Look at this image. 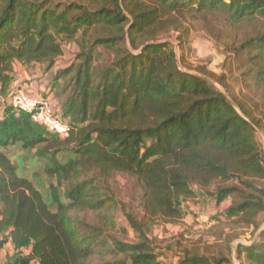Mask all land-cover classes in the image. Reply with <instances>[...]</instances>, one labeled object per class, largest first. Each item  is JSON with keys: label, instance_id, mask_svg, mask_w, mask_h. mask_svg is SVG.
Listing matches in <instances>:
<instances>
[{"label": "trees", "instance_id": "obj_1", "mask_svg": "<svg viewBox=\"0 0 264 264\" xmlns=\"http://www.w3.org/2000/svg\"><path fill=\"white\" fill-rule=\"evenodd\" d=\"M195 22L240 61L252 106L212 82L229 92L225 76L183 70L168 39L179 33L183 49ZM72 43L77 62L48 83L71 127L63 138L11 95L17 63L49 76ZM100 50L112 59L100 62ZM260 117L264 0H0V264H264ZM15 149L47 178V198L20 174ZM119 176L140 192V211L118 198ZM207 196L218 242L201 239L168 261L154 230L182 223Z\"/></svg>", "mask_w": 264, "mask_h": 264}, {"label": "rangeland", "instance_id": "obj_2", "mask_svg": "<svg viewBox=\"0 0 264 264\" xmlns=\"http://www.w3.org/2000/svg\"><path fill=\"white\" fill-rule=\"evenodd\" d=\"M190 28L189 41L184 46L180 48V43L178 42L179 33H173L168 41L171 43V47L176 51L178 58L181 59L185 57V63H183V70L191 73H195V68L202 67L207 69V71L214 73L215 75L221 77L225 76L226 84L229 87V92L219 85L216 81H213L215 85L227 95V97L232 101V97H237L243 99L248 106H252L253 102L258 101L255 95V90L245 89V83L243 82V69H241L240 61L235 58H229L225 50V39H215L206 29L202 22H195L186 24ZM102 57L100 62L103 60L110 61L113 55L110 51L100 50ZM79 49L75 43L68 44L65 46L64 55L58 61L54 70L49 73V76H43L41 72L37 71L35 75L28 74L31 80L25 81L23 84H32L37 82L40 87L39 92L43 95L49 96L52 99L56 107L57 102L55 100L54 94L48 90L54 75L57 71L69 68L71 65L77 62V54ZM35 77V78H33ZM36 86V84H35ZM38 87V88H39ZM263 125H264V118ZM257 138L263 146L264 150V128L259 129L257 127ZM10 158L14 163L17 164L20 170V174L33 180L35 186L44 194L47 198L49 194V183L45 176L39 175V166L35 164L34 161L30 160L26 153L21 152L19 149H15L10 154ZM30 158V159H29ZM212 187L211 190H213ZM116 191L118 198L125 203L127 209H134L135 211H140V201L141 194L136 189L134 183L122 176L116 179ZM198 203L199 205H196ZM231 201L228 200L224 203L219 211H223L228 208ZM191 209L194 214L187 216L182 223L178 225H161L154 230L153 238L157 241L158 245L162 250H165L167 257L164 258L165 261H171L177 263V259L174 257L173 252H178L183 248L193 247L195 245H203L199 241L204 239V242L209 244H215L218 242L219 232L213 234L214 231H210L212 228V222L210 220L211 216L217 213V204L214 200L207 196L203 199H197L196 201L190 202ZM118 222L121 226L130 229V226L123 214L118 216ZM264 227V225H263ZM228 230V228H227ZM240 232V231H239ZM130 237H133V233L130 230ZM250 234L243 236V242L250 244L249 242ZM180 246H177V244ZM172 246L174 251L168 250L167 247ZM234 264H240L236 256H234Z\"/></svg>", "mask_w": 264, "mask_h": 264}, {"label": "built area", "instance_id": "obj_3", "mask_svg": "<svg viewBox=\"0 0 264 264\" xmlns=\"http://www.w3.org/2000/svg\"><path fill=\"white\" fill-rule=\"evenodd\" d=\"M11 102L15 108L32 113L33 121L45 127L49 133L63 138L69 136L71 127L63 119L52 99H45L43 96L30 97L23 91L16 90L11 95Z\"/></svg>", "mask_w": 264, "mask_h": 264}, {"label": "crops", "instance_id": "obj_4", "mask_svg": "<svg viewBox=\"0 0 264 264\" xmlns=\"http://www.w3.org/2000/svg\"><path fill=\"white\" fill-rule=\"evenodd\" d=\"M14 75H15V79L16 81L13 84V89L14 91L19 90V91H23L24 93H26L28 96L30 97H38V96H42V93L39 92L40 87L37 85V82H33L32 84H23L25 81L31 80V78H29L28 74L30 75H35L37 71L41 72L42 71L40 69H25L23 68L19 63H17L15 65V69H14ZM35 78V77H33ZM36 84V86H35ZM39 87V88H38Z\"/></svg>", "mask_w": 264, "mask_h": 264}]
</instances>
